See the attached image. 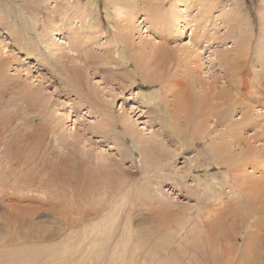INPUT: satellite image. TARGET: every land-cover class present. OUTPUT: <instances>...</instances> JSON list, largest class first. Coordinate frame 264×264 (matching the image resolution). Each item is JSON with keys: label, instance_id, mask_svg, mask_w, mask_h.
Wrapping results in <instances>:
<instances>
[{"label": "rangeland", "instance_id": "obj_1", "mask_svg": "<svg viewBox=\"0 0 264 264\" xmlns=\"http://www.w3.org/2000/svg\"><path fill=\"white\" fill-rule=\"evenodd\" d=\"M61 1L0 0L3 15L0 20V141L9 142L15 138L22 160L35 150L48 156L64 152L67 162L63 168L76 177L74 187L66 180L60 182L55 190L54 187L36 190V195L38 191L49 193L50 189L53 194L54 191L62 192L59 194L61 201L65 195L61 216H71L73 206L76 210L79 205L99 202L105 192L110 195L108 206L111 205V213L106 215L110 218L104 226L105 236L109 239L107 237L103 247L115 242L126 224L130 231L126 235V264H133L130 261L133 258L136 259L134 264H177V253L175 256L172 250H168L172 247L178 252V245L190 246V252L197 256L193 261L200 262L196 264H219L222 259L214 260L212 245L206 244V238L202 252L188 244L195 230L202 228L198 221L206 220L207 216L212 224L216 212L227 213L230 210L228 217L222 212L221 220L216 221L218 225L212 228L210 235L211 238L219 233L212 237L213 241L217 239L216 242L224 243V230L230 235L236 228H230L229 216L233 217L239 209L248 211L252 208L254 212L251 205L253 196L245 201L247 196L243 195L244 199H240L244 200L242 204L234 196L235 191L243 190L245 179L246 184L250 183L252 176L234 180L236 175H231L230 168L216 166L213 150L208 145L210 138L193 137L190 140L194 135L191 134L195 126L193 122L188 125L189 136H186L185 145H179L183 143L180 138H186L176 136L166 124L173 115L184 117L186 92L161 88L160 84L176 75L182 79L183 70L188 66L196 67L189 60L196 56L199 62L193 79L208 85H226L223 73L231 57L249 60L251 77H256L257 72L264 73V66L261 67L264 58L261 54L257 57L258 52L264 50V45L258 46L257 40L263 33L264 0H165L164 5L155 11L163 17L160 24L152 21V14L157 13H147L143 9L146 2L155 3L156 0H125L126 4L121 5L123 8L112 5L114 0H72L84 10V16L77 14L76 17L71 11L67 14L57 12L66 3ZM130 4L138 5L132 13L126 7ZM55 5L57 8L54 9ZM52 22H56L58 30L49 34V43L42 44L39 39L42 26H52ZM13 25L17 29L15 32ZM72 30L77 33H71ZM52 40L58 44H52ZM78 48L82 54H87L88 70L77 75L68 67H82L80 54L75 51ZM215 51L228 58L225 65L216 61ZM53 55H57L58 60L62 55L65 57L59 62L52 59ZM119 55L126 60L123 61ZM73 56L76 59L71 62ZM175 106L182 108V113L179 114ZM239 116L237 111L230 118L234 120ZM180 120L183 126L185 119ZM261 122L258 119L257 126ZM218 127L221 133V128L226 126ZM259 132L260 127H254L239 131V136L243 139ZM261 136L252 145H263L264 132ZM244 143L241 147L246 148V152L241 158H250V148ZM19 145L20 148L23 146L21 150ZM147 149L150 150L146 152ZM155 150L160 155L164 152L160 158L165 160H153L155 156L149 153ZM262 151L259 149L258 155L263 154ZM259 161L263 163L264 158ZM189 165L192 167L190 170ZM149 169L153 171L146 178L144 172ZM244 169L250 174L254 172L250 164H246ZM225 172L228 177H225ZM253 176H264V173L254 172ZM105 180L108 183L103 185ZM239 181H244L242 187H237ZM80 190L85 193L79 194ZM72 191L76 194H71ZM54 200L52 205L56 202ZM8 201L10 198L0 201V225L5 224L3 204ZM39 203L40 200L38 206ZM218 205L219 210L216 209ZM226 205L229 208L222 210ZM42 210L34 216L33 224L35 232L46 238L48 231L57 233L62 227L52 210H45V207ZM125 211H129V219L123 218ZM235 220L240 221L239 217ZM252 222V218L247 219L242 228L245 237ZM244 236L239 238L240 246ZM48 241H42L44 246L34 247L37 253L46 252L53 244L56 247V238ZM68 243L64 258L70 253L68 249L78 242ZM60 260H55V263ZM84 262L82 264H89L86 258ZM114 264L118 263L114 261Z\"/></svg>", "mask_w": 264, "mask_h": 264}, {"label": "bare ground", "instance_id": "obj_2", "mask_svg": "<svg viewBox=\"0 0 264 264\" xmlns=\"http://www.w3.org/2000/svg\"><path fill=\"white\" fill-rule=\"evenodd\" d=\"M63 1L66 2L64 3L65 5L64 4L61 5L59 7L60 9H58L57 12L59 13L61 12L62 14H67L68 11H71L74 17H76L77 14H82L84 16L83 13L84 10L81 8V5L77 4L75 1L73 2L72 0L71 1L63 0ZM210 1L213 2L217 0H210ZM112 2L113 4L110 2L112 5H116V6L120 5L121 8H123V6L121 5L126 4L125 0H114ZM140 3L143 4V1H140ZM164 3L165 0H158V1L156 0L155 3L146 2V4L144 5L145 7L143 9L144 11L146 10L147 13L148 12L151 13V11L155 12L158 11L156 9L164 5ZM134 5L130 4L126 6L131 13L132 11H135L136 7L138 6L137 4ZM209 6L211 7V4H209ZM55 8H57L56 5L54 9ZM209 9L211 10V8ZM152 15H153V20L152 19L151 20L155 21L156 24L157 23L160 24L162 22L163 17L161 16V14L157 13L156 15H154L153 13ZM2 16L3 15H1V9H0V20L2 19ZM149 16H151V14ZM36 18L38 17H35V19ZM261 18L263 20L262 21L263 33H261V37L257 39L259 40L258 46L264 45V16H262ZM50 21H53V19ZM55 23L56 22H52V26L49 24L42 26L39 36L40 42L42 44L46 43V41L47 43H49V40H47V37L49 38V34L55 30H58L57 25ZM16 30H17L16 27L13 28L14 32ZM71 33L75 34L77 32L75 30H72ZM79 38L81 39V37H78L77 39ZM25 40L27 41L28 38H25ZM28 42H30V40H28ZM51 43L58 44L54 40H52ZM75 51L78 52V54H80L79 58L82 59L83 62L81 65L82 67L73 65L68 68L69 70H72L73 73L75 72V74L78 75L88 70V66H87L88 60H86L87 54H85V52H83L84 54L80 52L82 51L81 49L78 48ZM216 54H217L216 61L225 65L224 61L225 59L228 58L226 56L224 57V55H222L223 53H220V51L219 53L217 51ZM260 54L264 58V50L262 51L260 50L257 54V57ZM64 57L65 55H62L61 60H58V56L53 55L52 59L62 62V59ZM119 57L123 59V61L126 60V58L123 55H119ZM231 58L228 59L230 61L228 64L229 66H227V68H224L222 65V67L225 69V70L223 69L224 73L222 71L223 79L225 80L227 86L224 85L223 87H220V85L219 86L210 85V84L208 85L204 81L202 82L200 80H194L195 78L193 79V73L195 72V68L198 66L197 62H199L197 56L189 59L191 60V63L193 65H196V67L188 66L187 69L183 70L182 79L177 78L176 75L168 79L166 78V80H164L162 83L160 82L161 88L162 87L168 89L170 88L169 90H171V88L172 90H174L173 88L183 89L185 91L182 92H186L187 105L184 108L185 111L184 117L182 115L181 116L173 115L174 117L173 118L170 117L166 125L167 128H169L174 134H176V136L178 135L179 137V135H183V137L186 138V139L180 138V140H183V143L179 144V145H185L184 142L187 141V137L189 136L187 135V130H189L188 125L191 122H193L195 126L191 134L194 135L190 137V140H192L193 137H198L202 139L210 138V143L208 145H210V148H212L213 150L212 152V154H214L212 155L213 162L216 164V166H224V167L226 166L227 169L230 168L229 170H231L232 173L231 175L232 176L236 175L234 176V180H240L241 178L252 176L250 183L247 182L246 184V179H245V184L244 181H239V183L236 184L237 187H242L241 185L244 184L243 190H241L240 188L239 190L240 192L238 193L237 191H235V189L233 190V192L234 191L236 192L234 196L238 200H240L241 198L244 199L243 195L247 196L246 199H244L245 201L247 199H250V197L252 198L253 196L251 205L253 206L254 209V212L252 208L251 210L248 211L239 209V212L233 214V217H230L231 215L229 216L227 220H229L228 223L230 224V228L236 227L231 230L232 233L234 232V234L231 233L233 236L231 234H230L231 236L228 235L227 233L225 234L226 229L225 230L223 229L224 230L223 236L224 238H226V241L224 243L216 242L217 241L216 238H215L216 240L213 241L212 237H214L215 235L210 238L211 230L217 224L216 221L221 220L223 213L227 214L230 211L229 210L227 213L222 211L229 208L227 205L230 204L228 203L226 207L224 206L223 209L221 210L223 213L216 212V218L213 219L212 224L210 223V220L208 221V216L206 220L198 221L202 223L201 225L202 228L195 230L194 232L195 234L192 236V240L188 245H191L197 251L202 252L204 239L206 238L205 240L206 244L212 245L214 260L221 257L222 261L219 260L220 262L219 264H264V233L263 234L261 233L264 231V218H262L264 215V176H253L254 172H259V174L264 173V165H263L264 162L262 163V161H259L260 159L264 158V157L263 158L260 157V155L264 156V153L258 155L259 149L264 150V144L261 146L257 145L258 147H256V144L252 145L253 143L257 142L260 139L261 135L263 136V132H264V122L263 123L261 122L262 119H264V73L261 74L257 72L256 74L254 72L256 71L255 69L253 72L256 74V77L255 75H252L254 77L253 78L249 74L250 71V67L248 66L249 60H247L246 58L244 60L243 58L242 61L241 59L239 60L238 58L235 57L234 58L231 57ZM75 59L76 58H74V56L70 58L71 62H73ZM134 63L136 62L134 61ZM262 66H264V63H262L261 67ZM186 77L187 80H184ZM156 80L157 79L152 80L151 82L153 83ZM177 111L179 114L182 113L181 112L182 108L178 107ZM237 111L240 113L239 118L231 120L230 117L232 113ZM177 117L179 118V120L177 119ZM182 118L185 119L183 126L181 125L182 120H180ZM214 118L215 121L213 120ZM197 119H200V122H197ZM258 119L259 122L262 123L260 126H257ZM218 126L220 127L226 126V127H224L225 129L221 128V133H220ZM254 127H260V132L243 139L241 138V136H239V131H243L249 128L252 129ZM251 139L253 140L250 141ZM14 141H9V142H6L4 140L0 141V201L3 202L4 198H10V201L5 202L3 204L5 208L3 215L6 218H4L5 224L0 225V264H57V262L55 263V260H60V259L61 260L58 262V264H82V262H84V258H86L87 261H89V264H114V261L118 264L128 263L126 261L127 259L125 258V253L127 249L126 235L130 231L126 224L123 225V228L118 236V239L115 242H110L109 244L106 245V247H103V243L105 242V240H107L108 237L105 236L104 226H107V222L110 218V217L107 218L106 215L111 213V205L108 206V202L112 197L108 194L106 195L105 192V194H102L101 196L102 200H100L99 202L92 203V205L89 206L79 205L80 207L76 210L73 209L74 208L73 206V208H71L72 213L70 212L71 216L69 217H67L66 215L61 216L60 210L62 209L65 195L62 196V201H61L60 199L61 196L59 194H61L62 192L58 194L55 193L54 191L53 194L52 189H50L51 192L49 193L46 191L42 193L38 191L40 194L37 193L36 195V190H38L39 187H54L55 190V187H57L60 182H66V180H68V182L72 185L71 187H74V183H76L77 181L76 177L73 175L72 172H68L66 169L63 168V164L67 162L66 158L64 157V152L61 154L60 151H58L56 155L54 154L48 156L45 152L40 154V151L35 150V153L29 155L28 157L26 156L22 160L21 156H19L18 145ZM242 142L243 144H245L244 142H246L245 147H247L248 149L250 148L248 155L251 158V160L250 158H246V159L241 158L243 152H246L244 150L246 148H244L243 146L241 147ZM237 146L238 148H236L237 150L236 152L234 148ZM149 150L150 149H147L146 152ZM184 151L185 149L182 150V152ZM149 154L155 156L153 157L154 158L153 160L156 159V161L159 160V162L165 160L162 157L160 158V156L165 155L164 152L162 153V155H160L159 151L155 150V151H151ZM246 164H250L251 168L254 171L252 172V174L245 172L244 166ZM149 167H152V164ZM191 168L192 167L189 165V170ZM144 170H146V168ZM152 171L153 170L149 169L148 171L144 172V176L146 178H149L150 172ZM224 174L226 175L225 177H228L227 172H225ZM107 178L110 177L108 176ZM227 182H229L228 179ZM106 183H108V181L104 182L103 185H105ZM89 187H96V186L89 185ZM242 191L245 192L246 194L243 193ZM81 192L85 193L83 192V190H80L79 194ZM249 192L251 194H249ZM71 194L74 195L76 194V192L72 191ZM41 195H42V199H40ZM54 198L57 199L54 200ZM73 199L75 198L73 197ZM82 199H85V197L82 196ZM39 200L41 202L39 203L40 206L37 205ZM53 200L54 202L56 201L54 205H52ZM244 200L242 201L240 200L238 202L242 204ZM44 207L45 210H52V212L55 213L56 215L55 218H57V220L60 222L59 226L62 227L58 229L57 233H52L51 231H48L46 238L40 236L38 233L35 232V227L33 224L34 216L39 215V211L44 209ZM57 207L60 208L57 209ZM218 208L220 209L219 205L217 206L216 209ZM247 213L249 214L247 215ZM129 215H130L129 211H125L123 218L129 219ZM228 215L229 214H227V217ZM237 217H239L240 219L239 222H236L235 220V218ZM250 218L253 219V222L252 225L249 226L248 232L246 233V237H245L242 234L243 231L242 228L244 227L246 220ZM237 228H239V230L236 231ZM216 235L218 236L219 233H217ZM240 236H244V241L242 240L243 244L241 246L238 244ZM53 238L57 239L56 247L53 244L51 248L46 250V252L48 253L44 251L37 253V248L34 247L40 245L44 246L45 242L42 241L46 240L47 242H49L48 240ZM75 241L78 243L77 244L72 243L75 245H73L72 249L70 248L68 249L67 252L70 253L66 258H64V255L67 250L66 247L67 244L69 246L68 242H75ZM239 248H241L240 251ZM260 249L262 250L261 252H259ZM171 250L173 251L174 255L177 253V258H176L177 264H182V262L183 264L184 263L189 264L194 260L193 258L196 259L197 257V256L195 257L194 252H190V246L186 248L184 246L179 247L178 245V252L172 247L168 251L170 252ZM257 251H258V255H257ZM93 254H95L96 257H93ZM49 257H51L50 259L51 263L49 261ZM135 260L136 259L133 258L130 261H133L132 263L134 264V262H136ZM196 263H200V262L199 261L196 262L195 260V262L191 264H196Z\"/></svg>", "mask_w": 264, "mask_h": 264}]
</instances>
